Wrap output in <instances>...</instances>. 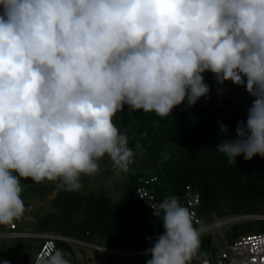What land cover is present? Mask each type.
Here are the masks:
<instances>
[{"label": "clouds", "instance_id": "clouds-1", "mask_svg": "<svg viewBox=\"0 0 264 264\" xmlns=\"http://www.w3.org/2000/svg\"><path fill=\"white\" fill-rule=\"evenodd\" d=\"M253 98L235 139L216 150L235 164L264 157V0H0V225L31 211L25 181L69 192L136 152L113 117L125 107L164 118L209 98L205 74ZM163 231L146 264H191L201 234L178 196L151 207ZM54 249L45 264H71ZM2 264H10L7 259Z\"/></svg>", "mask_w": 264, "mask_h": 264}, {"label": "trees", "instance_id": "trees-1", "mask_svg": "<svg viewBox=\"0 0 264 264\" xmlns=\"http://www.w3.org/2000/svg\"><path fill=\"white\" fill-rule=\"evenodd\" d=\"M205 80L211 88L209 98H201L192 107L181 104L167 117L131 111L127 107L117 112L113 117L114 123L131 139L129 146L142 153L140 169L130 172L125 181V199L120 202L112 200L104 188L84 193L53 186L48 192H54L49 199L53 209L36 220L38 234L70 238L72 241L69 243L100 252L89 257L82 250L86 263L146 264L147 257L142 252L151 243L147 238L154 239L162 233L163 227L160 218L154 217L149 204L136 198V191L141 185L150 190L156 202L174 195L186 207L187 191L198 193L200 203L195 209L201 225L211 221L213 212L221 217H264V157L257 155L245 161L240 156L235 164H229L227 158L216 150L222 139L220 125L229 129L224 139H235L236 125L240 121L246 122L247 114L223 89L222 95L217 94L221 86L216 83L213 74L206 73ZM152 178L155 179L144 184L143 180ZM250 222L240 236L264 234V218ZM203 237L199 257L211 242L209 235ZM90 239H95V243H91ZM66 243L57 242V248L70 252ZM95 246L106 250L99 251Z\"/></svg>", "mask_w": 264, "mask_h": 264}, {"label": "rangeland", "instance_id": "rangeland-1", "mask_svg": "<svg viewBox=\"0 0 264 264\" xmlns=\"http://www.w3.org/2000/svg\"><path fill=\"white\" fill-rule=\"evenodd\" d=\"M222 89L225 91V94L232 101L241 106L247 114V109L251 105L253 98L248 95L246 90L243 87H237L233 85L231 82H226L222 86ZM134 151L136 152L135 162L131 165V168L127 173L116 175L112 171L110 160L105 157L100 162V175L84 177L82 179L83 187L80 191L84 193H90L104 188L112 200L116 202L124 200L127 194L125 181H127L129 173L139 170L142 164V162H139V160L142 159V153L138 150ZM23 183L26 184V187L22 194V199L24 200L26 206L31 209V211L27 213L23 219L18 221L20 223L19 231H27L32 233V235H26L22 238H0V264H2L4 259H7L10 264H32L43 242V240L37 236L38 230L36 226V220L46 211L53 209L50 203L48 204V201L46 204L49 205V209L34 203L36 200H46L48 192H50L52 187L56 186L57 184L51 182H41L32 183L30 185L27 183V181ZM116 187L118 188L117 191H115ZM48 189L49 191H47ZM53 193H51V197L53 196ZM255 218L256 217H252L247 220L235 221V223L224 225L221 231L225 233L229 242H233L237 236L244 234L246 225L250 221L252 222V220ZM25 219L27 220L24 221ZM221 231L215 230L214 232L210 233V245L207 246L206 250L201 251L200 257L197 260H201L204 254H209L212 259H216L221 254V252L225 249V243L221 237ZM203 236L205 235L200 236V238L204 239ZM90 242L95 243V239H90ZM66 244H68L71 249V251L68 252V258L71 259V264H94L93 261L86 263L83 255L85 254L89 257H94L95 254H100V252H96L91 248L82 247L69 242ZM82 250L84 251V254L82 253ZM193 262L194 261L192 260L191 264H193Z\"/></svg>", "mask_w": 264, "mask_h": 264}, {"label": "built area", "instance_id": "built-area-1", "mask_svg": "<svg viewBox=\"0 0 264 264\" xmlns=\"http://www.w3.org/2000/svg\"><path fill=\"white\" fill-rule=\"evenodd\" d=\"M155 178L150 180H143L144 184H148ZM189 189V187H187ZM136 198L144 199L150 206L157 204L154 196L150 190L145 186L141 185L136 191ZM187 205L192 213V218L194 224L199 228L200 234L210 235V233L215 230H222V227L227 224L235 223V221L247 220L252 217L255 219H261L264 217L255 215H232V216H220L218 213L213 212L211 214V221L207 224L201 225V220L197 215L195 207L200 203V197L198 193L192 191H187L186 193ZM254 219V220H255ZM22 233L17 232V226L15 223H11L8 226V231L3 233L0 231V237L10 236L16 237L20 236ZM42 240V246L36 257L34 258L32 264H45V261L49 258L52 251L57 248V242L59 241H72L70 238H65L59 235L53 234H39ZM221 237L225 243V249L216 258L212 259L209 254H204L201 260H197L199 257V252L193 258V264H264V234L263 233H251L247 235H242L229 242L226 238L225 233L221 231ZM79 243V242H78ZM82 245L91 246L87 243H82ZM97 250H106L102 247L95 246ZM143 251L142 253H144ZM116 254H126L123 252L112 251ZM134 254V253H133Z\"/></svg>", "mask_w": 264, "mask_h": 264}, {"label": "crops", "instance_id": "crops-1", "mask_svg": "<svg viewBox=\"0 0 264 264\" xmlns=\"http://www.w3.org/2000/svg\"><path fill=\"white\" fill-rule=\"evenodd\" d=\"M30 185L32 184V183H29ZM50 197H51V193H48L47 194V197H46V200H36V202L34 203V204H36V205H39V206H42V207H46V208H48V206L49 205H47L46 203H47V201H48V204L50 203ZM46 204V205H45ZM49 209V208H48ZM27 219H25L24 221H26ZM13 223H15L16 224V226H17V232L18 233H22L20 236H16V237H10V236H2V237H0V238H6V237H10V238H22L23 236H29V235H32V233H29V232H27V231H19V226H20V223L18 222V221H15V222H13ZM8 226H9V224L8 225H0V231L1 232H3V233H6V231H8ZM36 235V234H35ZM39 234L37 233V236H38Z\"/></svg>", "mask_w": 264, "mask_h": 264}]
</instances>
